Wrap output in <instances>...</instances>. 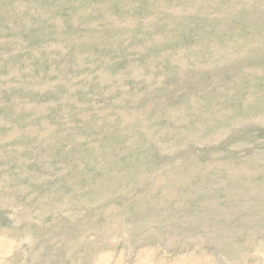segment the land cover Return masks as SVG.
Returning <instances> with one entry per match:
<instances>
[{"label": "rangeland", "instance_id": "1", "mask_svg": "<svg viewBox=\"0 0 264 264\" xmlns=\"http://www.w3.org/2000/svg\"><path fill=\"white\" fill-rule=\"evenodd\" d=\"M0 264H264V0H0Z\"/></svg>", "mask_w": 264, "mask_h": 264}]
</instances>
